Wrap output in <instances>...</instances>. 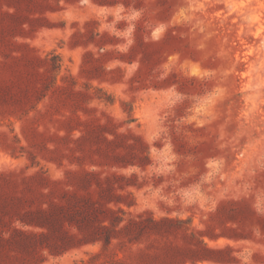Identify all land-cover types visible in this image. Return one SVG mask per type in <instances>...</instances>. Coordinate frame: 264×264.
Wrapping results in <instances>:
<instances>
[{"label":"rangeland","instance_id":"rangeland-1","mask_svg":"<svg viewBox=\"0 0 264 264\" xmlns=\"http://www.w3.org/2000/svg\"><path fill=\"white\" fill-rule=\"evenodd\" d=\"M0 264H264V0H0Z\"/></svg>","mask_w":264,"mask_h":264}]
</instances>
